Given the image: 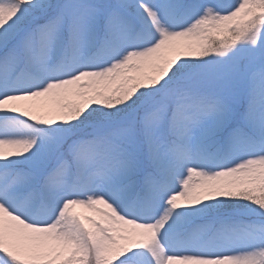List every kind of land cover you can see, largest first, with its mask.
<instances>
[{"label":"snow or ice","instance_id":"obj_1","mask_svg":"<svg viewBox=\"0 0 264 264\" xmlns=\"http://www.w3.org/2000/svg\"><path fill=\"white\" fill-rule=\"evenodd\" d=\"M0 264H264V0H0Z\"/></svg>","mask_w":264,"mask_h":264},{"label":"rangeland","instance_id":"obj_2","mask_svg":"<svg viewBox=\"0 0 264 264\" xmlns=\"http://www.w3.org/2000/svg\"><path fill=\"white\" fill-rule=\"evenodd\" d=\"M224 2L231 3L232 0H224Z\"/></svg>","mask_w":264,"mask_h":264}]
</instances>
